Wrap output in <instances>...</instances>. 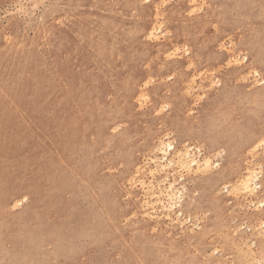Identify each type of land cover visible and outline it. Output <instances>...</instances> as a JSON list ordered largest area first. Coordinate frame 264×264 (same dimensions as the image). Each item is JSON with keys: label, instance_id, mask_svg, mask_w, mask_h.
Returning a JSON list of instances; mask_svg holds the SVG:
<instances>
[{"label": "rangeland", "instance_id": "374dc122", "mask_svg": "<svg viewBox=\"0 0 264 264\" xmlns=\"http://www.w3.org/2000/svg\"><path fill=\"white\" fill-rule=\"evenodd\" d=\"M263 29L264 0H0V264H264Z\"/></svg>", "mask_w": 264, "mask_h": 264}, {"label": "bare ground", "instance_id": "6f19581e", "mask_svg": "<svg viewBox=\"0 0 264 264\" xmlns=\"http://www.w3.org/2000/svg\"><path fill=\"white\" fill-rule=\"evenodd\" d=\"M263 39H264V29L262 30L261 35H259V43H255V45H254V48H255V49H259L260 47H262V45H263ZM263 54H264V53H263ZM171 56H172V55H171ZM258 144H259V143H258ZM166 145H167V144H166ZM255 145H256V144H255ZM255 145H254V146H255ZM162 146H163V145H162ZM164 146H165V145H164ZM167 146H168V148H172V147H173V144H172V143H169ZM159 147H160V145H159ZM159 147H158V149H159ZM166 149H167V147H166ZM185 149H186V148H185ZM187 149H188V148H187ZM187 149H186V150H187ZM169 150H170V149H169ZM157 151H159V150H157ZM160 151H162V152L164 153V155H167V154H166L167 151L165 150V148L162 147V149H161ZM185 152H186V151H184L183 153H185ZM187 152L189 153L190 151L187 150ZM191 152H192V151H191ZM180 153H181V152H180ZM189 154H190V153H189ZM180 155H181V154H180ZM186 155H187V153H186ZM162 156H163V155H162ZM190 156H191V155H190ZM190 156H187V157L189 158ZM193 156H194V155H193ZM154 157H155V156H154ZM158 157H159V156H158ZM158 157H157V159L160 160V159H159L160 157H159V158H158ZM177 157H178V156H177ZM180 157H182V156H180ZM180 157H179V158H180ZM183 157H184V156H183ZM187 157H185V158H187ZM191 158H192V156H191ZM191 158H190V159H191ZM155 159H156V158L153 159L154 163H155L157 166H162L163 168H164V167H167V168H168V166H170V165L173 164V163L171 164V162H172V161H171L169 164L166 163V165H164V166H163V165H159V163H157L158 160H157V159L155 160ZM190 159H186L187 161H185L184 159L182 160V161L185 162V163L183 164V166L185 165L186 170H188V169L190 170L192 164H197V163H198V161H197V163H196V161H195L194 158H193L194 160H190ZM206 159H207V158H206ZM162 160H164V159H162ZM188 160H190V161H188ZM204 160H205V159H204ZM179 161H181V159H179ZM199 162H200V161H199ZM203 163H204V162H203ZM204 164H205V163H204ZM206 164L208 165L207 162H206ZM180 165H182V164H180ZM197 165H198V164H197ZM204 166H205V165H204ZM181 167H182V166H181ZM201 167H203V165H201ZM201 167L199 168V170L202 169ZM207 167H209V166H207ZM187 168H188V169H187ZM204 168H205V167H204ZM158 170H159V169H158ZM246 170H247V169H246ZM254 170H255V169H254ZM249 171H250V169H249ZM252 172H253V169L251 170V172L249 173V175H247L246 179L244 178V180L241 179V180H242L241 182L239 181V182L241 183V187H242V188H241V191H242V189H243V190H245V192H247L248 194H253V191H254V189H253L254 186L252 187L251 182H253V180L256 181L257 177H260V175L258 176V174H254V175H253ZM255 172H257V171H255ZM175 182H176V181H175ZM157 184H158V183H157ZM151 185H152V184H151ZM169 185H170V187H169V186H168V187L170 188V191H171V192L168 193V194H167V192H166V194H164L163 192H161V193H162L164 196H167V197L169 196V199L171 198V200H172V199H173V196H175V195H172L173 192H174L173 190H174V189L176 190V188L173 189V185H172V184H169ZM165 186H166V185H165ZM234 186H235V185H234ZM257 186H258V184H257ZM183 188H184V187H183ZM151 189H152V187H151ZM165 189H166V188H165ZM237 189H238V188H237ZM166 190H167V189H166ZM182 191H183V190H182ZM154 194H155V193H154ZM177 195H178V194H177ZM178 196H179V195H178ZM178 200H179V198H178ZM157 202H159V203H163V202H162V199H158ZM169 204H170V203H169ZM151 206H152V205H151ZM172 206H173V205H172ZM163 207H164V208H167L166 205H163ZM179 213H180V212H179Z\"/></svg>", "mask_w": 264, "mask_h": 264}]
</instances>
